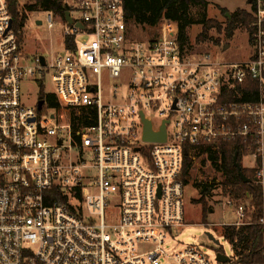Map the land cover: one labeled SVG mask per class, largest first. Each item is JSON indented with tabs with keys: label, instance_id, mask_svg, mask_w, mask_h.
I'll list each match as a JSON object with an SVG mask.
<instances>
[{
	"label": "built area",
	"instance_id": "built-area-1",
	"mask_svg": "<svg viewBox=\"0 0 264 264\" xmlns=\"http://www.w3.org/2000/svg\"><path fill=\"white\" fill-rule=\"evenodd\" d=\"M66 2L74 23L47 58L29 56L0 0V264H212L197 246L164 245L187 226L188 161L213 167L239 144L264 189V0H249L239 62L191 52L165 19L135 39L124 0ZM48 77L61 110L25 105L22 83ZM146 122L166 139L145 140Z\"/></svg>",
	"mask_w": 264,
	"mask_h": 264
},
{
	"label": "trees",
	"instance_id": "trees-1",
	"mask_svg": "<svg viewBox=\"0 0 264 264\" xmlns=\"http://www.w3.org/2000/svg\"><path fill=\"white\" fill-rule=\"evenodd\" d=\"M67 0H34V4L22 5V0H10V14L13 20V31L18 36L20 42L25 39V26L29 13L42 10L44 13H51L61 22L66 21L67 12L72 8ZM195 7H208L206 0H124V11L129 22L134 38L144 40L157 36L162 20L174 23L179 31V38L182 45L188 47L190 42L189 30L197 25L201 27V32L196 38L197 44L212 43L221 51H225L222 39H213L210 33L214 30L218 34L225 36L226 40H231L237 30H247L250 34V25L254 17L249 10H237L231 17H226V23H221L215 19L204 18L200 22H195L191 10ZM71 41V40H69ZM189 49V47H188ZM190 50V49H189ZM50 108L61 110L57 104L55 96H45ZM73 121V115H71ZM241 146L236 143H226L222 146V154L211 156L213 166L222 174L223 195L232 201L236 207L243 206L245 218L241 225L231 224L223 226L222 232L225 239L232 245L234 256L230 264H264V189L256 181L257 169L243 168L244 175L251 179V183H245L239 175L235 166V156L238 160L243 156ZM193 167L188 161L183 174L186 185L189 183ZM213 185L205 186L202 196L195 202L202 204L203 222H206L209 208L207 196Z\"/></svg>",
	"mask_w": 264,
	"mask_h": 264
},
{
	"label": "rangeland",
	"instance_id": "rangeland-1",
	"mask_svg": "<svg viewBox=\"0 0 264 264\" xmlns=\"http://www.w3.org/2000/svg\"><path fill=\"white\" fill-rule=\"evenodd\" d=\"M208 7L192 8L191 14L194 21L200 22L204 18L215 19L221 23H226V17L233 15L237 10H249V0H206ZM34 4V0H22V5ZM47 13L39 10L29 13L25 26V48L30 57L41 54L47 58L56 56L63 51V33L66 26L60 19H56L55 28L50 29L45 23ZM41 22L42 25L38 23ZM201 32L200 26H193L189 30V49L191 52L216 54L219 58L229 62H239L247 59V54L251 51L250 35L247 30H237L234 37L227 41L224 34L220 35L216 31L210 33L213 39H222V43L228 46V49L221 51L212 43L197 44L196 38ZM45 93L53 94L55 86L48 77L45 83ZM42 89L35 80L29 79L22 83V98L27 106L34 107L38 104ZM242 167H254L253 157L242 156L238 160ZM251 168V169H252ZM222 174L213 167H195L191 173L189 183L185 189V217L187 226L175 234L164 245V250L173 255L187 246H197L205 252L212 264H222L217 261V254L221 253L227 258L234 256L232 245L223 236V226L232 223L243 222L236 213L235 207L228 205V198L222 191ZM213 185L210 189V195L207 196L208 208L210 209L206 222H203L202 204L195 201L202 196L205 186ZM208 233L220 242L216 245L212 242ZM160 264H174L170 259L163 258Z\"/></svg>",
	"mask_w": 264,
	"mask_h": 264
},
{
	"label": "water",
	"instance_id": "water-1",
	"mask_svg": "<svg viewBox=\"0 0 264 264\" xmlns=\"http://www.w3.org/2000/svg\"><path fill=\"white\" fill-rule=\"evenodd\" d=\"M227 17H231L229 14L227 15ZM66 22H68V24L70 25H73L74 21L71 17V13L70 12H67L66 14ZM39 25H42L41 22L38 23ZM13 26V21L11 22V25H10V28L11 29ZM79 28L83 29L84 27L82 25H77ZM228 49V46L225 47V50ZM41 62L42 64L44 65L45 64V58L44 57H41ZM39 86H41V84H39ZM43 105H44V101H40L39 102V110H41L43 108ZM146 128H145V140H159V141H164L166 139V134H165V130H163V132L159 135H156V134H153L152 133V129H151V124L146 122ZM234 162H235V166L236 168L238 169V172H239V175L241 176L242 180L245 182V183H251L252 180L247 178L244 173H243V168L242 166L240 165V163L238 162V155L235 156V159H234ZM256 181V179H255ZM208 237L209 239L214 242L216 245H220V242L217 241L213 235L209 234L208 233ZM217 261L219 263H222V264H229L233 261L232 258H227L226 256H224L223 254L219 253L217 254Z\"/></svg>",
	"mask_w": 264,
	"mask_h": 264
},
{
	"label": "flooded vegetation",
	"instance_id": "flooded-vegetation-1",
	"mask_svg": "<svg viewBox=\"0 0 264 264\" xmlns=\"http://www.w3.org/2000/svg\"><path fill=\"white\" fill-rule=\"evenodd\" d=\"M41 89H42V92L40 94L39 102L40 101H44V103H46V99H45L46 93H45V90H44L45 89L44 86H42Z\"/></svg>",
	"mask_w": 264,
	"mask_h": 264
},
{
	"label": "crops",
	"instance_id": "crops-1",
	"mask_svg": "<svg viewBox=\"0 0 264 264\" xmlns=\"http://www.w3.org/2000/svg\"><path fill=\"white\" fill-rule=\"evenodd\" d=\"M244 168H247V169H251L252 167H244ZM252 169H254V168H252ZM238 223H240V222H237V223H232V224H238ZM229 225H231V224H229ZM226 226V225H225ZM233 258V257H232ZM230 264V263H229Z\"/></svg>",
	"mask_w": 264,
	"mask_h": 264
}]
</instances>
